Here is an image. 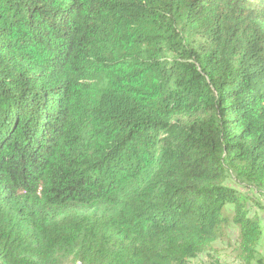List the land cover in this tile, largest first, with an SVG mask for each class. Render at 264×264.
<instances>
[{"label": "trees", "instance_id": "1", "mask_svg": "<svg viewBox=\"0 0 264 264\" xmlns=\"http://www.w3.org/2000/svg\"><path fill=\"white\" fill-rule=\"evenodd\" d=\"M229 179L264 200V0H0V264H187L231 225L264 264Z\"/></svg>", "mask_w": 264, "mask_h": 264}, {"label": "rangeland", "instance_id": "2", "mask_svg": "<svg viewBox=\"0 0 264 264\" xmlns=\"http://www.w3.org/2000/svg\"><path fill=\"white\" fill-rule=\"evenodd\" d=\"M228 184L230 186L236 187L238 190L245 192L250 196L252 201L250 200L249 202L251 204L252 210L253 212H257L261 218L263 226V238L261 239V242L258 246V250L260 252L261 257L264 258V200L251 190L238 186L233 179H229ZM253 203L255 204L254 206H252ZM238 234L239 229L231 225V227H229L227 231V238L229 241H217L209 252L200 254L197 258L190 260L187 264H209L214 259H217L222 263H232L234 261V253L232 251V248L236 243ZM254 264L257 263L254 262Z\"/></svg>", "mask_w": 264, "mask_h": 264}]
</instances>
